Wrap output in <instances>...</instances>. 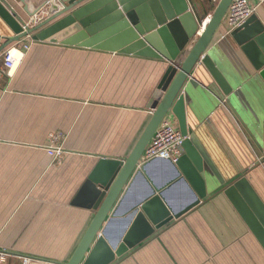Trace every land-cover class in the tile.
Here are the masks:
<instances>
[{
	"label": "crops",
	"instance_id": "1",
	"mask_svg": "<svg viewBox=\"0 0 264 264\" xmlns=\"http://www.w3.org/2000/svg\"><path fill=\"white\" fill-rule=\"evenodd\" d=\"M186 1L199 25L218 2ZM0 2L23 28L61 10L58 0ZM1 12L0 45L14 37ZM252 15L264 28V3ZM24 41H29L28 49L16 48ZM213 45L212 59L228 81L256 72L249 53L255 49L237 46L225 20ZM13 49L22 54L6 75L3 56ZM187 51L170 63L31 37L0 52V264L70 260L97 212L94 185L86 180L98 158L123 162L130 155L154 113L153 97L167 68L179 65ZM203 75L208 76L204 67L198 77L203 80ZM261 90H242L232 106L226 99L218 105L208 98L196 112L200 123L187 113L196 142L192 148L201 151L220 179L205 182L202 200L184 211L196 192L182 181H171L173 170L166 160L151 162L134 180L119 216L106 223L107 239L95 250L93 245L81 264H264L263 247L221 184L242 174L264 204ZM165 117L178 128L170 111ZM52 137L64 149L58 162L45 149ZM108 173L109 168L100 166L92 176L101 179ZM155 186L165 188L166 204L153 206L152 220L141 209L131 215Z\"/></svg>",
	"mask_w": 264,
	"mask_h": 264
},
{
	"label": "water",
	"instance_id": "2",
	"mask_svg": "<svg viewBox=\"0 0 264 264\" xmlns=\"http://www.w3.org/2000/svg\"><path fill=\"white\" fill-rule=\"evenodd\" d=\"M58 2L61 10L31 28H23L24 24L7 6L4 5V8L7 7L6 11L0 6L3 11L2 17L14 33L13 38L0 45V52L28 35H32V40L35 41L133 54L163 59L170 63L175 62L188 49L179 65L175 67L170 64L167 68L153 97L154 113L130 155L123 162L98 158L92 173L100 166L109 168V173L101 179L94 174L92 176L91 173L86 180L87 183L94 185V209L97 212L70 260L65 263L81 264L93 245L95 250L96 246L107 239L106 223H111L119 216L136 177L144 174L151 162L162 160L154 159L142 163L141 158L154 132L169 111L176 117L179 131L185 137L182 143L183 154L175 162L166 160L173 170L171 181H182L196 192L194 202L184 211L205 197V182L208 184L210 181L219 182L220 179L217 180V177L212 175L214 170L210 169V166L208 168V161L202 159L201 151L196 152L192 148V142L196 144L195 136L187 125L186 116L190 112L195 121L200 123L196 112L208 104L209 99H214L216 101L214 103L218 105L226 99L229 106H232L238 94L247 88L259 87L264 91V28L252 15L241 26L229 32L230 38L237 46H242L245 50H249L248 47L255 49L249 53L254 58L256 72L251 76L245 74L244 78L234 77L228 81L212 59L211 49H215V45H211L232 0H218L207 23L201 26L189 11L186 0H58ZM202 26L203 30L198 35ZM194 39L192 44L191 41ZM201 66L208 72V76L203 75V80L198 77ZM260 104L264 106V101L263 103L260 101ZM239 113L240 111L238 115ZM241 116H244L243 113ZM221 184L224 185L222 192L264 249L263 202L242 174L230 183ZM163 189L165 188L162 186L153 187L147 197L137 203V209L134 208L131 215L141 209L152 220L153 206L161 205L162 202L166 204ZM180 214H175L174 217L178 218ZM142 215L138 214V219Z\"/></svg>",
	"mask_w": 264,
	"mask_h": 264
},
{
	"label": "built area",
	"instance_id": "3",
	"mask_svg": "<svg viewBox=\"0 0 264 264\" xmlns=\"http://www.w3.org/2000/svg\"><path fill=\"white\" fill-rule=\"evenodd\" d=\"M264 0H256L255 5L250 0H232L228 11L225 15V25L228 33L241 26L255 11V6L262 4ZM24 49H28L25 45ZM17 53V56L16 54ZM20 51L8 50L3 56V65L6 69V75H10L11 71L16 67L20 59H18ZM184 138L179 129L167 117H165L153 134L151 141L145 148L142 155V161L148 162L154 159L170 160L175 162L183 154L182 143ZM56 137H52L49 146L45 149L49 156L55 161L64 153L61 144H57Z\"/></svg>",
	"mask_w": 264,
	"mask_h": 264
},
{
	"label": "rangeland",
	"instance_id": "4",
	"mask_svg": "<svg viewBox=\"0 0 264 264\" xmlns=\"http://www.w3.org/2000/svg\"><path fill=\"white\" fill-rule=\"evenodd\" d=\"M256 1V0H255ZM264 3V2H263ZM253 4V3H252ZM253 5H255V3L253 4ZM261 4H259V5H257V7L258 6H260ZM257 7L255 6V10L257 9ZM255 12V11H254ZM202 25V23L200 24V26ZM31 28V27H30ZM201 29V28H200ZM31 36L32 35H28V36H26V37H24V38H22L20 41H23L24 39H31ZM17 42H19V41H17ZM25 45H27L28 46V48L30 47V43H29V41H24L23 43H22V45H19V46H17L16 48H18V49H24L23 47L25 46ZM24 50H26V49H24ZM17 56V55H16ZM49 146V145H48ZM46 152H47V150H46ZM49 155V154H48ZM64 155V153H62L61 155H60V158L58 159V160H55V162H58L61 158H62V156ZM53 160V159H52ZM53 162H54V160H53Z\"/></svg>",
	"mask_w": 264,
	"mask_h": 264
},
{
	"label": "bare ground",
	"instance_id": "5",
	"mask_svg": "<svg viewBox=\"0 0 264 264\" xmlns=\"http://www.w3.org/2000/svg\"><path fill=\"white\" fill-rule=\"evenodd\" d=\"M208 19H209V17L206 19V21H205V24L207 23V21H208ZM201 31H199V32H202V30H203V26H202V29H200ZM199 32H198V34H199ZM201 34V33H200ZM163 160V159H162ZM151 161V160H150Z\"/></svg>",
	"mask_w": 264,
	"mask_h": 264
}]
</instances>
